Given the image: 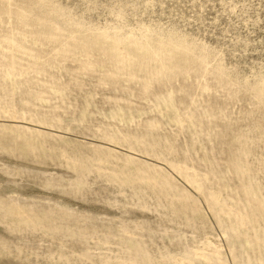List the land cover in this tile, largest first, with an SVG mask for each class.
<instances>
[{
  "label": "rangeland",
  "instance_id": "1",
  "mask_svg": "<svg viewBox=\"0 0 264 264\" xmlns=\"http://www.w3.org/2000/svg\"><path fill=\"white\" fill-rule=\"evenodd\" d=\"M0 264H264V0H0Z\"/></svg>",
  "mask_w": 264,
  "mask_h": 264
}]
</instances>
